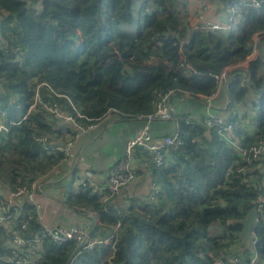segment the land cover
Returning a JSON list of instances; mask_svg holds the SVG:
<instances>
[{"label":"trees","instance_id":"trees-1","mask_svg":"<svg viewBox=\"0 0 264 264\" xmlns=\"http://www.w3.org/2000/svg\"><path fill=\"white\" fill-rule=\"evenodd\" d=\"M178 3L146 0L152 5L153 25L133 32V39L115 34L117 24L135 22L132 0H0V123L7 127L0 132V216L10 215L11 220L10 229L0 221L1 256L13 249L16 214L21 238L44 240L40 264H66L78 250L77 241L59 246L44 234L37 206L27 198L34 183L41 180L42 188L45 175L64 159L61 153L50 154L54 140L44 113L64 123L65 114L87 123L109 112L136 119L155 112L157 96L178 89L203 101L219 88L210 74L242 64L251 55L256 56L247 66L253 86L232 81L231 98L245 103L250 90L264 89V57L254 50V37H264V3L259 10L243 7L240 33L222 40L218 30L188 33ZM163 35L168 36L162 42L152 41ZM183 63L200 74L187 73ZM243 73L241 68L233 74ZM237 102L231 101L230 108ZM259 105L252 122L255 131L243 132L246 148L264 140V94ZM201 118L174 116L183 145L165 152L166 166L144 150L135 151L134 157L150 161L153 182L163 185V192L126 206L116 204L107 189L108 201L89 188L68 200L99 214L96 233L102 236L120 224L115 264H216L235 257L240 264H253L254 254L264 263L261 223L252 228L249 243L242 237L243 221L255 209L264 177L259 170L250 172L256 161L239 157ZM41 137L49 141L43 143ZM242 167L249 168L246 175L239 171ZM20 190L27 191L24 205H9L7 191ZM124 212L126 216L120 214ZM105 258L106 250L98 247L75 264H103Z\"/></svg>","mask_w":264,"mask_h":264},{"label":"built area","instance_id":"built-area-1","mask_svg":"<svg viewBox=\"0 0 264 264\" xmlns=\"http://www.w3.org/2000/svg\"><path fill=\"white\" fill-rule=\"evenodd\" d=\"M181 2L186 3L187 1L179 0L177 7L180 6ZM263 3L264 0H249L246 3L234 4L232 6L233 8L231 9L230 15H227L228 20L226 22L216 21L211 26L210 24L205 26L204 30L219 31L220 29H223L224 33L232 34L236 32L238 25H240L242 22L241 12L243 7L253 6V8L259 10ZM254 50H256L257 52L259 51V53L264 57V48L261 43L256 44ZM250 58H252V56H250ZM181 67L186 71L192 72L194 74H200L196 72L190 64L183 63L181 64ZM243 71L244 73L242 75H238L240 73L229 74L227 69L220 74L210 75L217 79L219 86L237 80L242 87H245L248 86V84H251V80L249 79L250 73L247 66L243 68ZM174 94L175 90H171L165 95L157 96L153 101L154 108L156 109L155 112L149 116L137 117V119L145 118L146 122L143 124L141 129L138 130L134 134V136L129 139L127 143L126 154L121 158L120 161H118L111 167V170L109 172V179L106 186V189L110 192V198L119 195L124 189L127 190L132 185L133 181L137 178L138 167L133 165L135 151L137 149L148 152L149 155H151L152 160L158 165L166 166L167 164L165 152L169 148L177 149L181 145H183V141L180 138V131L177 127V124L175 125V129L171 131V133L167 136L156 137L152 132V123L155 120H168L174 116V108L170 103V97ZM210 97L211 96L204 97L203 100L206 101V104L203 110L202 117L204 118L206 126L210 130H214L219 135L221 140L229 144L239 157L246 158L249 161H256L258 166L255 168H251L250 172L254 173L256 172V170H259L260 174L264 177V140H257L247 148L242 145V139L244 138L243 132L252 133L253 131H255V125L252 122L261 107L259 105L260 102L253 103L252 101L248 100L245 103H235L230 108L231 100H229L225 111L222 108L221 110H218V108L212 103ZM36 99L37 101L43 102L40 99L39 95H37ZM44 104L46 105L45 102ZM227 108H229V111H227ZM53 110L58 111L56 107H53ZM64 118L66 120H72V118L69 116H64ZM4 130H7V127L3 123H0V132ZM40 141L45 143L49 140L47 137H41ZM71 146L72 144H69V146L65 149L62 147L51 148V152H55L56 150L62 152L63 150L68 155L67 159L70 160L74 158V153L71 149ZM249 158H251L252 160H250ZM248 170L249 168L244 167L239 169V171L243 172L244 175H246ZM242 182H247V179H242ZM87 183L89 184L93 194H103L102 188L98 186L91 178H87ZM87 183L83 184L86 185ZM154 192H158L157 186H154ZM25 193H27V191L25 190L9 193V197L7 198L8 204L16 205L14 200L20 199L25 195ZM37 196L39 195L35 193H33L32 195V192L29 193V198L31 200L37 198ZM41 196L45 197V195ZM102 197L105 201H108L106 195H103ZM36 206L38 209L41 208L40 204H36ZM74 208L76 212L83 213L86 211L85 207L83 206L76 205L74 206ZM7 210H9V207L7 208ZM255 210L257 214L253 227H255L258 223H261L262 227L264 228V181L262 185V191L255 202ZM120 214L123 216L127 215L126 212ZM0 221L3 222L6 226H9V229L11 228L10 215L0 216ZM97 221V217L93 219H89V217H83L77 221L78 223L72 222L66 226L49 224L48 226H46L45 231L50 233L51 229L58 228V230L62 234H64V238L54 236V240L58 244H63L68 240H76L80 249H78L79 251L75 254V259L86 251H94L96 250V248L103 245L108 246V248H110V252L112 251V254L107 259L105 264H113V259L115 256L114 252L116 250V239L119 237V231L121 230L120 224H117L112 228V232L107 238L96 235H93L92 237V230ZM14 241L16 244V248H21L23 255L5 257L0 255V264H37V260L40 257V253L38 250V245L40 244L39 241L36 240L35 243L27 241L26 239L21 238L20 234L14 237ZM257 241V238L254 237L252 242L255 244L257 243ZM252 263L264 264L263 262L258 261L257 254H254L252 256ZM216 264H240V260L235 257L232 259V261H218Z\"/></svg>","mask_w":264,"mask_h":264},{"label":"crops","instance_id":"crops-1","mask_svg":"<svg viewBox=\"0 0 264 264\" xmlns=\"http://www.w3.org/2000/svg\"><path fill=\"white\" fill-rule=\"evenodd\" d=\"M214 5L218 7V13L222 14L223 18L220 22H226L228 16L231 13L232 6L236 3H246L249 0H209ZM146 0H132V9L135 18V22L131 24H117L115 28V34L117 37L121 38H133L136 39V34L133 32L143 31L153 25L150 16H146L143 13V8L145 7ZM141 12L143 14H141ZM215 12V9L213 10ZM226 17V19H225ZM242 26V25H241ZM241 28L238 27L234 34H239ZM232 35L230 33L223 34V37ZM168 35H163L160 38L155 36L152 41L162 42L163 38ZM257 36L254 37V40ZM181 52V50H180ZM179 52V58H180ZM181 59V58H180ZM256 56L252 55L248 61L239 63L235 66L228 67L229 74H233L241 68L246 67L251 61L255 60ZM263 73V71H262ZM230 83H225L220 85L217 92L210 98L212 103L218 108V110L224 109L228 105V101L232 102L236 99L231 98ZM261 94L257 90H250L247 93L245 100H250L253 103L260 102ZM173 106L175 108L174 116H189L195 119H202L203 110L206 101H202V98H197L189 93H184L172 97ZM239 103V102H237ZM229 111V108H227ZM44 118L50 124L52 128V139L55 143H65L69 138H71L76 131L73 125L66 124L57 118L53 117L51 114L44 113ZM116 116V115H115ZM117 122H113L112 128L107 126L105 130L106 135L102 136L99 133H89L80 140L75 146L76 158L74 160L61 161L55 164L49 172L47 185V192L49 196H37L36 200L40 204L41 208L39 210L40 216L42 217L43 223L58 224L63 221H74L77 215L72 209L64 205V203H69V199L72 196L78 194V183L81 178L86 175H93L96 183L104 189L107 184L108 173L113 162L118 160L125 151L127 141L134 136V134L141 129L143 124L146 122L145 118L140 119H126L116 116ZM175 129L174 117L168 120H155L152 123V132L155 136H162L164 134H169ZM97 156L98 158H96ZM87 157V159H86ZM172 158V155L169 156ZM135 163L140 168L141 173L134 180L132 186L126 191L120 194L116 199V204L120 206H126L130 202H141L145 201L151 194L153 197L154 186L157 189L164 190L163 185H157L153 182V170L150 169V161L144 159L142 156L135 157ZM2 191V186L0 184V192ZM166 192V190H165ZM7 197L8 194L6 193ZM166 198V196H164Z\"/></svg>","mask_w":264,"mask_h":264},{"label":"clouds","instance_id":"clouds-1","mask_svg":"<svg viewBox=\"0 0 264 264\" xmlns=\"http://www.w3.org/2000/svg\"><path fill=\"white\" fill-rule=\"evenodd\" d=\"M237 4V3H236ZM145 6H148V5H145ZM149 6H152L151 4H149ZM242 22H243V20H242ZM242 22H241V24L240 25H242ZM238 27H239V25H238ZM237 27V28H238ZM141 31V30H140ZM144 31V30H143ZM139 32V31H138ZM235 33V32H234ZM234 33H232V34H234ZM259 37V35H257V39H259L258 38ZM264 38V37H263ZM257 39H256V41H257ZM258 53H259V51H258ZM252 56V55H251ZM252 82V81H251ZM110 114H113V115H116V116H119V117H121V118H124V117H122V116H120V115H117V113H113V112H109V113H107V114H105L101 119H97V120H89V122L87 123V122H83V121H79V120H77L76 118H74L73 116H71V115H69V114H65L64 116H69V117H71L72 118V120H66V124H69V125H73L74 126V128L76 129V131L74 132V134H73V136L71 137V138H69L65 143H63V144H61V143H55L54 142V144L52 145V148H56V147H62V148H67L68 146H69V144H72V146H71V149H72V151H73V153H74V158L73 159H70L71 161L72 160H74L75 158H76V152H75V141L76 140H78L79 139V137L80 136H82V135H87L88 134V132L90 131V130H93V129H96L100 124H102L105 120H106V117L108 116V115H110ZM174 115V114H173ZM79 116L80 117H82V115L81 114H79ZM174 117V116H173ZM126 119H130V118H126ZM137 119V118H136ZM140 119V118H139ZM75 123H78V124H80V126H77ZM84 127H90V130H85L84 129ZM104 132H105V130H104ZM129 141V140H128ZM128 141H127V143H128ZM126 148H127V145H126V147H125V151H124V154L118 159V160H116L115 162H113V164L111 165V167L115 164V163H117L118 161H120L121 160V158L126 154ZM58 153H61L63 156H64V159H63V161H68L69 159H67V154L65 153V151H63L62 150V152H60L59 150H56L55 152H51L50 154H58ZM133 165L134 166H136V167H138L137 166V164L135 163V157H134V160H133ZM111 167H110V170H111ZM110 170H109V172H110ZM48 176H49V173L48 174H46L45 175V183H44V186L41 188V186L43 185V182L41 181V180H39V181H37V182H35V183H38V182H42V184H41V186H40V191H39V193H36V194H38V195H45V197L46 196H49V192H47V185L49 184V182H48ZM139 176V174L137 175V177ZM87 178H91L95 183H96V180H95V178H94V176L93 175H91V174H89V175H86V176H84L83 178H81L80 180H79V183H78V190H79V192H78V194L79 193H81V192H83V191H85L86 190V188H89L90 190H91V188H90V186H89V184L87 183ZM108 179H109V173H108ZM108 179H107V182H108ZM134 182V181H133ZM83 183H87L86 185L85 184H83ZM1 184V183H0ZM97 184V183H96ZM133 184V183H132ZM98 185V184H97ZM1 186H2V184H1ZM99 186V185H98ZM106 186H107V184L105 185V187H104V189H102V193L103 194H101L100 196H103V195H106L105 194V192H104V190L106 189ZM132 186V185H131ZM130 186V187H131ZM129 187V188H130ZM128 188V189H129ZM38 189V190H39ZM127 189V190H128ZM38 190H37V192H38ZM127 190H123L120 194H122L123 192H126ZM92 192V191H91ZM153 192H154V190H153ZM1 193H3V190L1 191ZM29 193H31V192H29ZM29 193L27 194V198H29ZM7 194L9 195V193L7 192ZM119 194V195H120ZM119 195H117V196H115V197H113V198H111V199H116ZM6 197V196H5ZM9 196H7L6 198H8ZM22 197H25V195L24 196H22ZM22 197L20 198V199H18V200H14V202H15V204L16 203H23L24 204V201L22 200ZM25 200V199H24ZM38 203V202H37ZM39 204V203H38ZM64 205H66V206H68L70 209H72L73 211H74V213L77 215V217H78V214L79 215H86L87 217H89V219L91 218V219H93V218H96L97 217V219H98V221H97V223L94 225V228H93V230H92V237H93V235H96V236H101V237H103V238H107L109 235H110V233L112 232V229H110V230H107L106 231V234H105V236H102L101 234H99L98 232L96 233V226H97V224L98 223H100V217H99V214L97 213V212H95V211H93V210H91V211H88L87 210V208L85 207V209H86V211L85 212H83V213H80V212H76V210H75V208H74V206H71V205H69L68 203H64ZM84 207V206H83ZM38 209V208H37ZM39 210H40V208L38 209V218H39V220H40V222H41V224H42V226H43V228H44V234L46 235V236H50L52 239H53V241L57 244V245H59V246H63L65 243H67V242H70V241H76V240H68V241H65L63 244H58L55 240H54V236H57V237H60V238H64V234H62L63 236H58V235H55L54 233H53V230L54 229H58V228H53V229H51V232L50 233H48V232H46L45 231V228H46V226H48L49 224H53V223H49V224H46V223H43V221H42V217L40 216V213H39ZM16 217H19V215H15V217H14V237L15 236H17V234H19L18 233V231H19V228H20V223L16 220ZM79 220V219H78ZM77 220V221H78ZM75 221V220H74ZM74 221H63V222H60V223H58V224H53V225H57V226H60V225H64V226H66V225H68V224H70V223H72V222H74ZM19 227V228H18ZM8 228H9V226H8ZM18 228V229H17ZM251 233H252V231H251ZM251 233H250V236H251ZM250 236H249V238H248V240H249V242H250ZM243 237V236H242ZM119 238V237H118ZM118 238L116 239V250H115V252H114V259H113V264H115V258H116V253H117V250H118V247H117V241H118ZM25 239V238H24ZM36 240H38L39 241V245H38V250H39V253H40V257L38 258V260H37V264H40V263H42L43 262V253H44V240L41 238V237H37V239ZM36 240H34V241H30V242H33V243H35L36 242ZM27 241H29V240H27ZM11 244V247L13 246V244H14V246H13V249H12V251L11 252H7V253H4V257L5 256H14V255H19V256H22L23 255V252H22V250H21V248H16V244H15V241H14V238L12 239V242L10 243ZM77 244H78V242H77ZM100 248H102V250H106V258H105V260H104V262H103V264H105L106 263V261H107V259L110 257V255L112 254V251L110 252V248H108V246H105V245H103V246H101ZM78 249H80L79 247H78ZM79 250H76L75 252H74V254L72 255V256H70V258L67 260V262H66V264H75V263H77V262H79L82 258H83V255H84V253H82L80 256H78L76 259L74 258V256H75V254L78 252ZM95 251V250H94ZM93 250L92 251H87V252H90V253H92V252H94ZM230 261H232V260H230ZM4 263V262H3ZM198 264V263H197Z\"/></svg>","mask_w":264,"mask_h":264},{"label":"rangeland","instance_id":"rangeland-1","mask_svg":"<svg viewBox=\"0 0 264 264\" xmlns=\"http://www.w3.org/2000/svg\"><path fill=\"white\" fill-rule=\"evenodd\" d=\"M186 1H187L186 3L181 2L180 6L177 7L176 9L179 12H184L185 13V15H183V16H185V20L188 23V26H187L186 30L190 34H193L195 32L203 31L204 27L207 26L208 24H210V26H211L216 21H221V19L223 18L222 14L218 13V11H219L218 7L216 5H214V3H212L209 0H186ZM151 7L152 6L148 5V6H145L143 8V13L146 16H150V18H149L150 20L152 19V17H151V14H152ZM214 9H215V12H213ZM143 13L141 12V14H143ZM161 18L162 17H159V20ZM225 19H226V17H225ZM215 32H219V33L225 34L223 29H220L219 31H215ZM217 36H218V39L222 40L223 35H217ZM259 43H261L264 46V38L263 37H260L259 39H257L256 44H259ZM186 72L187 73H192V72H189V71H186ZM263 72H264V68H263ZM202 77H206V75H203ZM178 90L180 92L179 91H177V92L175 91L176 95H178V93H182V94L183 93H188L187 91H184V90H181V89H178ZM170 103L173 104V99L170 100ZM111 119L114 122H117L118 118L115 115L110 114V115H108L106 117V120L102 124H100L96 129L90 130V127H84V129L85 130H90L88 132V134L97 132L100 135L104 136V135H106V133L104 132V128L106 129L107 126L110 128V130L112 128L113 122L111 121ZM75 124L77 126H80V124H78V123H75ZM85 136L86 135L80 136L79 139L75 141V146L80 140L84 139ZM126 151H127V149H126ZM95 157L98 158L97 156H95ZM86 159H87V157H86ZM41 184H42L41 181L38 182V183H34L32 191H31L32 195H33V193H35V194L37 193V190L40 188ZM24 203H25V200H24ZM32 203H34V204L36 203L38 205V203L36 201V198H34L32 200ZM83 217L88 218L86 215H79L78 214V217L76 218V220L74 222L78 223L77 220L80 219V218H83ZM248 243H249V240H248ZM238 246H239V243H236L234 245V248L237 249Z\"/></svg>","mask_w":264,"mask_h":264},{"label":"water","instance_id":"water-1","mask_svg":"<svg viewBox=\"0 0 264 264\" xmlns=\"http://www.w3.org/2000/svg\"><path fill=\"white\" fill-rule=\"evenodd\" d=\"M251 85L253 86V83L251 82ZM259 92V94H264V89H256ZM256 210L253 209L249 215L247 216V218L243 221L244 223V228L242 230V236H243V242L245 244L248 243V238L250 236V233L252 231V228H253V225H254V222H255V218H256ZM53 233L55 235H58V236H63L62 233L58 230V229H54L53 230Z\"/></svg>","mask_w":264,"mask_h":264},{"label":"bare ground","instance_id":"bare-ground-1","mask_svg":"<svg viewBox=\"0 0 264 264\" xmlns=\"http://www.w3.org/2000/svg\"><path fill=\"white\" fill-rule=\"evenodd\" d=\"M37 148V147H36Z\"/></svg>","mask_w":264,"mask_h":264}]
</instances>
